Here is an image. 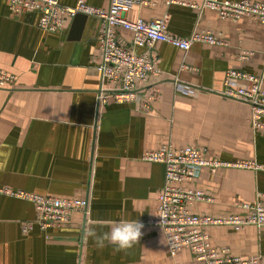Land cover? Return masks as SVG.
Returning a JSON list of instances; mask_svg holds the SVG:
<instances>
[{
    "label": "crops",
    "instance_id": "0c3cea01",
    "mask_svg": "<svg viewBox=\"0 0 264 264\" xmlns=\"http://www.w3.org/2000/svg\"><path fill=\"white\" fill-rule=\"evenodd\" d=\"M79 1L101 9L110 4L60 0L65 6ZM174 1L135 6L125 18L167 17L168 33L177 38L211 31L228 45L195 43L183 51L156 42L135 49L157 57L160 73L137 83L135 102L117 104L98 71L101 20L72 19L61 31L45 33L39 13L15 15L9 0H0V70L16 77L0 89V187L88 202L62 227L42 231L33 225L25 233L36 222L35 206L0 195V264H196L189 251L172 258L162 230L150 224L159 214L165 166L144 161L143 154L171 144L206 148L208 159L264 166V131L253 129L251 107L221 94L229 71L259 77L264 87V24L248 17L221 20L216 11L199 8L203 0ZM116 35L132 49L130 31L117 28ZM243 52H251L247 60L239 58ZM104 86L106 105L98 100ZM240 86L251 83L233 82ZM191 186L214 200L190 206L194 214L244 215V204L264 206V170L204 168ZM121 220L145 225L127 252L110 244L100 249L86 236V230L107 232ZM204 232L214 248L260 257L264 264V227L211 226Z\"/></svg>",
    "mask_w": 264,
    "mask_h": 264
},
{
    "label": "built area",
    "instance_id": "2783aa9c",
    "mask_svg": "<svg viewBox=\"0 0 264 264\" xmlns=\"http://www.w3.org/2000/svg\"><path fill=\"white\" fill-rule=\"evenodd\" d=\"M168 5L176 3L165 0ZM159 0H110L107 9L95 8L84 1L75 6H65L60 0H9V11L15 15L37 12L40 14L39 27L45 33L61 31L77 15L95 17L101 20V33L98 38V71L103 85H109L117 104L133 103L138 99L137 83L148 82L150 76L159 74L158 58L148 53L137 54V48H149L156 42L168 43L183 51H188L195 43L212 46H227L211 31L194 32L188 38H177L168 33V18L146 21H129L125 18L135 6L155 7ZM201 9L217 12L224 21L237 22L248 17L264 24V3L250 0H203ZM123 28L133 35L132 51L122 47L116 29ZM251 52L239 55L247 60ZM243 80L251 83L250 88H233V82ZM16 81L12 74L0 70V89L10 87ZM226 89L221 92L225 97L238 100L251 107V123L255 130L264 131V87L259 77L238 71H229ZM106 88H102L98 100L107 104ZM206 148L186 147L176 149L171 144L158 150L145 152L142 159L146 162L160 163L165 166V182L159 196L158 217L150 222L160 228L172 258L182 251H189L196 264H260V257L249 259L232 256L227 249H216L210 237L204 232L206 227L227 226L240 230L245 226L264 227V206L261 203L244 204V215L215 217L205 213H191L189 207L201 202L213 203V198L191 184L196 182L204 168L216 172L220 168L264 170L255 161L226 162L207 158ZM0 195L28 201L35 206L37 219L24 227L29 232L33 225L42 231L68 224L75 213L85 212L87 200H70L59 197H46L38 194L0 187ZM259 197H263L259 195Z\"/></svg>",
    "mask_w": 264,
    "mask_h": 264
},
{
    "label": "clouds",
    "instance_id": "9594fccd",
    "mask_svg": "<svg viewBox=\"0 0 264 264\" xmlns=\"http://www.w3.org/2000/svg\"><path fill=\"white\" fill-rule=\"evenodd\" d=\"M145 227L139 220H121L111 225L110 231L98 233L96 230H86V236L94 240L95 245L103 249L107 244L113 245L116 252H127L140 242Z\"/></svg>",
    "mask_w": 264,
    "mask_h": 264
},
{
    "label": "water",
    "instance_id": "95a60500",
    "mask_svg": "<svg viewBox=\"0 0 264 264\" xmlns=\"http://www.w3.org/2000/svg\"><path fill=\"white\" fill-rule=\"evenodd\" d=\"M85 18H86L85 15H81V14H79V15H77L73 20H74V22H77V21H79V20H85Z\"/></svg>",
    "mask_w": 264,
    "mask_h": 264
}]
</instances>
